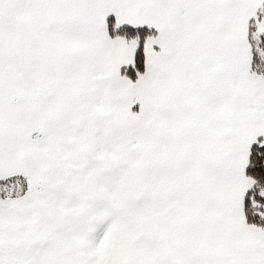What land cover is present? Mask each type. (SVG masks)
<instances>
[{
  "label": "snow or ice",
  "instance_id": "6c2138e0",
  "mask_svg": "<svg viewBox=\"0 0 264 264\" xmlns=\"http://www.w3.org/2000/svg\"><path fill=\"white\" fill-rule=\"evenodd\" d=\"M0 264H264V0H0Z\"/></svg>",
  "mask_w": 264,
  "mask_h": 264
}]
</instances>
